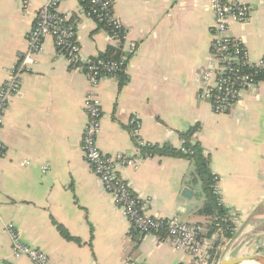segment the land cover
Wrapping results in <instances>:
<instances>
[{"label": "crops", "instance_id": "obj_1", "mask_svg": "<svg viewBox=\"0 0 264 264\" xmlns=\"http://www.w3.org/2000/svg\"><path fill=\"white\" fill-rule=\"evenodd\" d=\"M115 14L127 30L124 47L106 27L83 13L80 0H64L61 11L78 16L77 39L85 59L109 46H132L128 80L103 76L96 87L103 116L98 144L110 155L133 156L137 141L130 120L141 122L149 143L181 147L182 131L201 124L192 137L211 157L223 203L237 215L231 238L216 247L218 258L264 253V82L245 91L226 113L217 114L199 97L202 75L213 64L215 17L209 0H115ZM247 21H232L252 60L264 57V0ZM45 0H0V86L27 48V34ZM89 82L58 55L52 37L23 75L0 127L6 155L0 159V264H33L15 257L7 224L20 238L47 253L51 264H188L191 256L153 234H137L84 159L82 136ZM28 160L29 163L21 165ZM47 166L45 170L43 167ZM184 157L150 156L120 171L133 191L150 199L148 212L199 223L208 235L211 218L197 210L205 195ZM193 195H182L184 187ZM75 238L67 239L57 225ZM213 254V253H212Z\"/></svg>", "mask_w": 264, "mask_h": 264}, {"label": "built area", "instance_id": "obj_2", "mask_svg": "<svg viewBox=\"0 0 264 264\" xmlns=\"http://www.w3.org/2000/svg\"><path fill=\"white\" fill-rule=\"evenodd\" d=\"M63 1L45 0L38 11L36 22L27 34V48L17 54V65L9 70L8 77L0 86V127L5 121L13 97L20 92L23 75L37 62L38 55L44 50L45 39L52 37L57 54L67 60L71 69L84 72L89 82L84 102L87 122L83 130L82 151L93 174L99 178L105 191L113 197L117 207L139 234L156 235L176 249L184 250L191 256L188 264H211L212 251L222 236L219 232L209 236L199 223L183 222L175 216L162 218L151 215L148 212L150 199L135 193L131 185L121 177L122 168L138 167L145 158L150 157L140 148L148 142L140 137L139 119L132 117L130 120L131 133L137 141L133 156L106 154L99 147L103 108L96 87L103 76L118 79L119 72L127 70L128 54L135 48L132 46L117 60L85 59L77 39L78 16L61 11ZM85 1L88 3L83 4V13L104 27L107 26L112 39L123 48L127 41V30L115 14L116 1ZM209 3L215 17L211 51L213 64L202 75L199 97L209 101L213 111L221 114L228 112L239 102L245 91H253L264 82V57L252 60L245 42L232 34V21L248 20L252 10L248 2L209 0ZM6 152L7 146L0 139V159ZM28 163V160H24L21 165ZM43 168L46 170L47 166ZM7 230L15 257L26 256L33 264H51L47 253L21 240L13 223L7 224Z\"/></svg>", "mask_w": 264, "mask_h": 264}, {"label": "trees", "instance_id": "obj_3", "mask_svg": "<svg viewBox=\"0 0 264 264\" xmlns=\"http://www.w3.org/2000/svg\"><path fill=\"white\" fill-rule=\"evenodd\" d=\"M83 4L87 5V1H82ZM103 25V24H101ZM106 28H108L106 26ZM124 53L122 50L115 46H109L107 50L100 54L96 59L103 61L117 60L122 57ZM128 80V74L126 71H120L118 76V81L120 87ZM201 129V124L197 123L192 125L185 131L180 133L183 139V144L181 147H175L169 143H164L162 145L149 143L140 146L142 152L147 154V156H174V157H184L190 159L194 164L193 176L201 182L202 189L205 195V201L203 205L197 210L201 215H205L211 218L208 224V235L212 236L214 233L219 232L222 236L216 242L215 248L212 251V257L216 256L218 258L219 250L216 247L222 244L224 239L231 238L235 232L237 225V215L233 214L231 209L226 207L223 203L220 192L216 189L218 184V176L211 169V157L207 153L206 149L203 147L199 140L192 141V137L197 131ZM61 234L67 239L73 238L67 229L58 224L57 225ZM136 230V229H135ZM133 236L136 239L138 231Z\"/></svg>", "mask_w": 264, "mask_h": 264}, {"label": "water", "instance_id": "obj_4", "mask_svg": "<svg viewBox=\"0 0 264 264\" xmlns=\"http://www.w3.org/2000/svg\"><path fill=\"white\" fill-rule=\"evenodd\" d=\"M182 195L186 198H190L193 195V190L190 187H184ZM252 262L256 264H264V253H255L240 255L231 258H220L216 264H245Z\"/></svg>", "mask_w": 264, "mask_h": 264}, {"label": "bare ground", "instance_id": "obj_5", "mask_svg": "<svg viewBox=\"0 0 264 264\" xmlns=\"http://www.w3.org/2000/svg\"><path fill=\"white\" fill-rule=\"evenodd\" d=\"M245 264H256V263H252V262H247V263H245Z\"/></svg>", "mask_w": 264, "mask_h": 264}, {"label": "rangeland", "instance_id": "obj_6", "mask_svg": "<svg viewBox=\"0 0 264 264\" xmlns=\"http://www.w3.org/2000/svg\"><path fill=\"white\" fill-rule=\"evenodd\" d=\"M255 253H257V252H255ZM253 251L252 252H250L249 254H255Z\"/></svg>", "mask_w": 264, "mask_h": 264}]
</instances>
